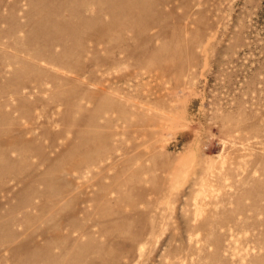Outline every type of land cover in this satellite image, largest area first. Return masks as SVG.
<instances>
[{
  "label": "rangeland",
  "instance_id": "obj_1",
  "mask_svg": "<svg viewBox=\"0 0 264 264\" xmlns=\"http://www.w3.org/2000/svg\"><path fill=\"white\" fill-rule=\"evenodd\" d=\"M0 264H264V0H0Z\"/></svg>",
  "mask_w": 264,
  "mask_h": 264
}]
</instances>
